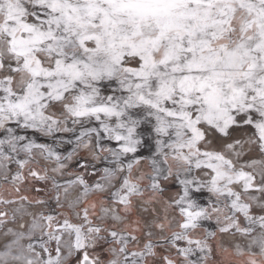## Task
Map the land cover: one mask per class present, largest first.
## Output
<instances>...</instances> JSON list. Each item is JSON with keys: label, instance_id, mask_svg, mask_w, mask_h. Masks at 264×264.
Segmentation results:
<instances>
[{"label": "snow or ice", "instance_id": "snow-or-ice-1", "mask_svg": "<svg viewBox=\"0 0 264 264\" xmlns=\"http://www.w3.org/2000/svg\"><path fill=\"white\" fill-rule=\"evenodd\" d=\"M253 147L264 155V0H0L6 182L17 165V198L0 204H43L19 195L29 178L51 180L60 207L61 188L79 189L75 220L0 208V264H209L230 250L264 264ZM37 153L74 178L30 167Z\"/></svg>", "mask_w": 264, "mask_h": 264}, {"label": "rangeland", "instance_id": "rangeland-1", "mask_svg": "<svg viewBox=\"0 0 264 264\" xmlns=\"http://www.w3.org/2000/svg\"><path fill=\"white\" fill-rule=\"evenodd\" d=\"M241 134H242V132L234 133V135H237V136H239ZM246 148H247V146H246ZM144 155L147 156L148 153H144ZM36 157L43 159L42 157L39 156L38 153L36 154ZM251 159L264 160V155H262L258 151V149L253 147L252 150L250 152H248L247 155L244 157L245 161H250ZM48 163L51 164L52 167L55 166V163L52 161L51 162L48 161ZM142 167L145 171H147L148 170L147 162H142ZM257 168H259V165H257ZM9 169H10V171L8 173L9 180L7 182L4 180V176L2 174H0V185H1L0 186V192H1L0 195H2L4 198L16 199L17 194L15 193V191L13 189V181L11 180V175L16 172L17 165L15 163H11V164H9ZM247 170L251 171L252 169H247ZM25 174H26V172H25ZM31 179H36V178H29L27 181H25L24 183L19 185V187H20L19 195H22V194L34 195L36 193L33 186H32L33 181ZM257 179L259 180V177H257ZM73 192H71V193H73ZM71 193H69V195ZM91 197L93 198V196H91ZM87 199L89 201H91V198H87ZM23 204L28 205L27 208L25 209L26 212H28V213H34L36 211V209L38 208L37 206L29 205L27 202L23 203L22 201H19V200H17L16 205H11L10 208H8L9 205H3V204H0V208H4L5 210L9 209V211H10L11 208H13V207H23ZM63 205L67 206V209H69L70 217H71L70 219L75 220L73 209L67 204V200H66L65 204H63ZM82 206H83V204H81L80 207H82ZM97 212H98V209H97ZM40 213L44 214L45 212L42 209L37 214H40ZM29 217H30V215L25 216V218L27 220L30 219ZM40 223L43 224L44 221L41 220ZM8 226L11 227L12 225L9 224ZM204 227L208 228L209 231H216V233H217L216 237L214 240H212L213 244H220V245H223L224 247H228V242L232 240V236L230 234H226V233H219L216 229L215 221L204 222ZM37 234H39V230H37ZM0 251H2V249H0ZM230 252H231V254L217 251V253L214 256H210L209 264H237L239 257H237L234 254V251L230 250Z\"/></svg>", "mask_w": 264, "mask_h": 264}, {"label": "crops", "instance_id": "crops-1", "mask_svg": "<svg viewBox=\"0 0 264 264\" xmlns=\"http://www.w3.org/2000/svg\"><path fill=\"white\" fill-rule=\"evenodd\" d=\"M34 138L37 140L38 143H40V142L52 143V140L50 138H44L43 136H41L38 133L35 134ZM68 149H69V146H67V145H60V146H57V148H56V150L61 152L62 154L66 153V151ZM36 160L39 161V164H35L34 163V164L30 165V167H32L34 169H37V170H39L40 168H47V170H48L47 171V175L49 177H55L57 182H59L61 185H64V182L66 180L74 178L72 176L67 175L68 169L64 170L65 171L64 175H61L59 173H53L51 171L52 165L49 164L48 161H50V162L52 161V162L55 163L54 159L45 161L44 159H40V158L36 157ZM74 167H75L74 164H72V163L69 164V168L70 169L74 168ZM24 171L27 173V169H25ZM77 171H79V170L77 169ZM87 178L90 181L93 180V179H98V177H95V178L87 177ZM31 180L33 181L32 186H33V188H34L36 193L34 195H29V194L28 195L27 194H22V195L23 196H27L30 201L43 200L44 203L43 204H37V203H28L27 202L29 205L37 206L38 207L37 208L38 212H40V210L43 209V211L45 212L44 214H46V215L47 214L58 215L60 213H63V214H66L69 218H71L69 209H67V206H65L63 204H65V202L67 200V197L69 196V193L73 192L74 190H78L79 191V189L77 187L69 186V191H68L67 197L64 194L63 188H61L59 195H60L61 204L63 206L60 207V206H58L56 204V200H55L56 191L52 187L51 180L41 181V182L37 178L36 179H31ZM91 196H93V195L90 194L88 198H91V201H94L96 199V197L93 196V198H92ZM22 202L25 203L26 201H22ZM27 206L28 205H26V204L24 205L23 204V208L24 209H26ZM8 208H10V206H8ZM2 209H4V208H2ZM97 209L99 210V208H97ZM7 210H9V209H7Z\"/></svg>", "mask_w": 264, "mask_h": 264}, {"label": "built area", "instance_id": "built-area-1", "mask_svg": "<svg viewBox=\"0 0 264 264\" xmlns=\"http://www.w3.org/2000/svg\"><path fill=\"white\" fill-rule=\"evenodd\" d=\"M77 194H78V190H75L73 193H71L68 197H67V204L69 205V201H72V200H74L75 199V197L77 196ZM81 205H78L77 206V208H79ZM37 209H36V211L34 212V213H37ZM30 219H29V221L31 220V216L29 217Z\"/></svg>", "mask_w": 264, "mask_h": 264}, {"label": "flooded vegetation", "instance_id": "flooded-vegetation-1", "mask_svg": "<svg viewBox=\"0 0 264 264\" xmlns=\"http://www.w3.org/2000/svg\"><path fill=\"white\" fill-rule=\"evenodd\" d=\"M39 180V179H38ZM40 182L42 181V180H39ZM99 211V210H98ZM25 218V217H24ZM26 219V218H25Z\"/></svg>", "mask_w": 264, "mask_h": 264}, {"label": "bare ground", "instance_id": "bare-ground-1", "mask_svg": "<svg viewBox=\"0 0 264 264\" xmlns=\"http://www.w3.org/2000/svg\"><path fill=\"white\" fill-rule=\"evenodd\" d=\"M231 239V238H230Z\"/></svg>", "mask_w": 264, "mask_h": 264}]
</instances>
